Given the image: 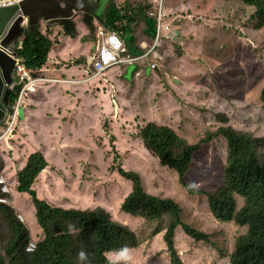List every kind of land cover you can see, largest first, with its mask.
<instances>
[{
    "label": "rangeland",
    "instance_id": "rangeland-1",
    "mask_svg": "<svg viewBox=\"0 0 264 264\" xmlns=\"http://www.w3.org/2000/svg\"><path fill=\"white\" fill-rule=\"evenodd\" d=\"M212 1L177 0L178 4H183L181 11L190 9L189 12L202 15V19L190 21L201 23L198 35L186 45L181 61L166 56L162 64L156 60L157 66L153 69L156 76L150 77L147 86L143 85L144 80H135L125 93V109L107 114L99 107L96 92L100 89L90 86L84 94L77 92L76 103L72 98L75 90L58 96L50 91L47 94L37 91L35 97L40 113L26 120L28 128L20 129L16 119L8 129L11 118L8 112L0 124V136L9 130L0 140V155L4 161L0 169L4 177L7 175L5 178L14 179V173L24 166L22 161L25 162L30 153L38 151L49 170L44 168L40 172L43 176L40 183L33 186L39 198L67 208L99 204L115 220L132 229H140L145 220L120 209V202L131 190V182L115 169L120 165L124 170L136 172L148 192L173 198L181 209L182 220L210 233L217 248L232 243L234 233L229 230L230 224L213 218L207 197L189 193L179 183L177 174L160 165L136 136V126L144 118L169 125L186 136L188 142L196 143L204 134L205 126L212 128L218 125L217 113L225 114L229 123L238 130L254 136L264 135V105L261 101L252 100L255 92L260 93L264 76L256 79V89L251 80L254 74H250L246 67V60L264 54V26L254 28L249 19L252 10L240 12L236 0L219 2L221 13L214 16L211 4L214 6L215 1ZM195 8H200V11L196 12ZM244 13L247 24L242 23ZM229 15L231 19L228 20ZM166 47L165 44L155 50L163 52ZM174 61L179 62L176 65ZM162 77L168 84H159ZM103 78L104 74L100 79ZM115 88V84L102 88L104 93L110 94L111 101ZM13 106L15 104L11 108ZM202 106L209 109L203 111ZM58 108L61 109L60 115L59 112L55 114ZM58 121L60 124L57 125ZM110 134L114 136L112 143ZM112 146L119 153L115 160ZM261 152L264 154V148ZM226 154V142L221 137L201 143L186 173L188 183L209 191L218 188L222 183L221 169ZM14 201L21 209H17L11 200L10 206L15 208L16 214L27 218L31 230L39 234L29 196L14 192ZM174 237L185 264H216L224 260L218 249L209 243L188 238L181 227L175 229ZM116 253H110L114 264H170L163 252L160 234L151 240L145 238L139 248L128 250L127 260L120 259Z\"/></svg>",
    "mask_w": 264,
    "mask_h": 264
},
{
    "label": "trees",
    "instance_id": "trees-1",
    "mask_svg": "<svg viewBox=\"0 0 264 264\" xmlns=\"http://www.w3.org/2000/svg\"><path fill=\"white\" fill-rule=\"evenodd\" d=\"M106 1L109 2L106 16L104 19L99 18V21L123 37L133 32L125 38V53L130 57H137L150 49L154 40L155 21L148 16V11L153 3L150 0H139L133 8L127 9L117 6L114 0ZM214 1L215 5L211 4V10L214 16H219V2L224 3V0H213L212 3ZM236 1L240 12L252 10L249 19L254 28L264 26V0ZM175 3L178 4L177 0H165L167 10H182L179 6H174ZM222 10L225 11L224 7ZM129 11L136 16L131 28L129 23L132 17ZM243 17L242 23L247 24L245 13ZM167 36L160 39L156 47H162L161 40L169 39V35ZM52 43L49 37L42 33L40 25H29L19 37L15 54L25 68L30 69L31 77H35L38 71L49 68L45 64ZM157 52L161 54L160 51ZM164 59L163 56L155 61L159 60L162 64ZM138 62L142 60L138 59ZM138 66L136 60L132 69ZM246 67L250 69V74H254L251 80L258 89L256 79L264 76V54L246 60ZM135 72L132 73V78ZM141 80H144L143 85L147 86L150 78L143 76ZM162 80L159 84H168L165 77H162ZM131 82L133 86L135 81ZM9 88V101L12 105L17 100L21 83L14 80ZM259 92V95L256 92L253 94L252 100L261 101L264 105V84ZM35 95L31 97V106H38ZM201 109L207 111L209 108L202 106ZM215 119L218 125L212 128L205 126L204 134L196 143L188 142L186 136H182L169 125L144 118L136 126V136L160 165L177 174L179 183L189 193H200L207 197L213 218L230 224L229 230L234 233L232 243L217 248L210 233L182 220L181 209L173 198L148 192L136 172L124 170L120 165L115 168L116 171L131 182V190L120 202V209L132 216L143 218L145 223L140 229H132L115 220L109 211L99 204L85 208H67L53 204L48 199H41L33 186L40 183L39 174L47 167V163L36 151L28 155L24 166L14 173V179H5L9 188L7 195L19 210L21 209L14 201V192L25 193L31 199L40 233L36 234L30 229L27 218L22 223L15 208L0 203V264H114L110 253L119 252L122 248L137 249L145 238L151 240L158 234L169 263L185 264L174 237L177 227H181L183 234L188 238L209 243L218 249L224 260L216 264H264V154L261 152L264 148V135L254 136L238 130L222 113H217ZM103 127L107 132L106 126ZM216 137L225 140L227 154L221 169L222 183L215 190L209 191L189 184L186 173L201 143ZM110 140L111 143L114 141L113 134H110ZM111 150L115 160L119 153L113 146ZM3 164V156L0 155V166ZM50 169L55 170L52 167ZM31 238L35 241V249L28 252L25 248ZM81 250L88 254L85 261L78 259Z\"/></svg>",
    "mask_w": 264,
    "mask_h": 264
},
{
    "label": "crops",
    "instance_id": "crops-1",
    "mask_svg": "<svg viewBox=\"0 0 264 264\" xmlns=\"http://www.w3.org/2000/svg\"><path fill=\"white\" fill-rule=\"evenodd\" d=\"M114 1L117 6L127 7V9H129V8H133L139 0H114ZM108 5H109L108 1L99 0L98 3L99 15H100L99 18L101 17H103V19L105 18L108 10ZM182 5L183 4L175 3L174 6H179V9H181L183 7ZM194 10L196 12H199L200 8H195ZM129 13L132 17V20L129 23V27L131 28L136 21V16L130 11ZM79 18L80 15H77L74 18L77 29L76 34H69L63 32L62 27L59 25L49 26L46 25L44 22H40L39 24H36V25H40L42 33L47 35L49 39L53 42L47 54V61L45 64L49 68L38 71L37 78H39L40 76H44L56 80L55 81L36 80L27 87L26 93L21 98V103L17 109V116H18L17 120L20 129H23L28 126L26 120L29 121V118H32V115L36 116L40 113V110H38L40 106L33 105L34 108L30 107L32 105L31 97L37 91H41L42 93H46V94L48 93V91H50L51 93H55V95L58 96L63 92L67 93L68 90H75V95L72 96V98H74L76 103L79 97L77 96V92L79 91L81 94H84L85 91L89 89L90 86H93V88L96 90L100 89L96 92L99 99V104H100L99 107L101 108V110H104V112H106L107 114H111L113 113V111L118 112L119 110L125 109L123 101L127 99L125 93L128 92V90L132 87L131 81L139 80L143 76H147L149 78L152 76H156V73L153 71V69H150L149 72L146 71V67H148L147 61L141 59L142 62H138L137 60V64L139 66L135 69H132V67L135 65L136 61L131 64H116L108 68L103 73L104 74L103 80H101L100 78L90 79L89 72L92 70L91 62L92 59L95 57L96 49L99 44V37L97 35V31L101 27L107 30L109 29L106 28L99 21V18H94L93 20L94 33L90 35L88 33V28L84 24L80 23ZM200 27H201L200 22L195 23V22L186 21L183 27H179L177 30L174 31L176 33L175 34L176 37L174 38L169 37V39L165 41L161 40V42L163 43V44L161 43V46H164L166 44L167 47L165 50H163V52H161V54L157 52L159 50L157 51L155 50L154 55H156V58H162L163 56H166L170 59L172 57H175L178 58L179 61H181L186 51V45L188 44L189 41H193L196 38ZM208 28L209 27H207V29ZM131 34H133V32L125 34V37L122 36V38L124 39V44H125V38ZM175 46L177 47L175 48ZM74 60L75 61L80 60V61L75 63ZM179 61H174V63L177 65ZM135 70L139 71L140 73L139 75L134 74V77L132 78L131 75L133 72H135ZM142 71L144 72L143 75L141 74ZM171 76L174 79L177 78L175 75H171ZM107 84L110 85L115 84L116 87L115 92L113 94L114 99L112 101L110 100V94H106L102 90V88ZM9 92H10V88H9ZM99 95L101 96L100 98ZM103 98H105L106 102H103L104 101ZM129 106H131V102L129 103ZM55 111H56L55 114L58 115L59 108L58 110ZM43 113L46 114L45 111ZM120 116L122 115L120 114ZM5 117L6 115L3 118H1L0 121L4 120ZM59 121L57 125L60 124ZM25 162L22 161V164L23 163L25 164ZM47 168L48 167H46L45 169ZM39 176L40 179L43 178V176H41L40 174Z\"/></svg>",
    "mask_w": 264,
    "mask_h": 264
},
{
    "label": "water",
    "instance_id": "water-1",
    "mask_svg": "<svg viewBox=\"0 0 264 264\" xmlns=\"http://www.w3.org/2000/svg\"><path fill=\"white\" fill-rule=\"evenodd\" d=\"M98 3L99 0H22L11 6L0 7V119L12 107L8 86L14 81L16 44L26 28L44 22L49 26L59 25L66 33L76 34L74 18L80 15V23L92 35L93 20L100 17ZM175 34L169 33V37L174 38Z\"/></svg>",
    "mask_w": 264,
    "mask_h": 264
},
{
    "label": "built area",
    "instance_id": "built-area-1",
    "mask_svg": "<svg viewBox=\"0 0 264 264\" xmlns=\"http://www.w3.org/2000/svg\"><path fill=\"white\" fill-rule=\"evenodd\" d=\"M22 0H0V7L11 6L15 3H19ZM153 5L148 11V16L152 17L155 21V32L153 43L146 52L137 56L130 57L125 53L124 39L115 30H107L103 27L99 28L97 35L99 37V44L96 49L95 57L92 59L91 66L92 70L89 72V78H102L103 73L113 65L116 64H131L138 59H144L147 61L149 69H154L157 66L155 61L156 55L154 51L156 46L160 43V39L169 35L175 31V29L182 27L184 21H193L202 19V15L194 14L189 10L184 11H169L166 8L165 0H150ZM23 23V22H22ZM15 65L13 71V77L17 83H21V89L18 93L17 100L15 101L14 108L9 110L11 113L10 123L8 129H10L15 120L18 119L17 107L21 103V98L25 95L27 87L36 80L42 81H55L49 77L38 76L31 77L30 69L25 68L22 64L21 59L15 54ZM153 59V60H151ZM139 71L135 72V75H139ZM102 76V77H101ZM13 104V105H14ZM9 130L0 136V140L4 135L8 134ZM3 170L0 169V203L11 205V198L8 197L9 188L6 183V179L3 175ZM20 221H24V218L17 214ZM26 251L31 252L35 249V241L32 239L28 241L26 245Z\"/></svg>",
    "mask_w": 264,
    "mask_h": 264
},
{
    "label": "clouds",
    "instance_id": "clouds-1",
    "mask_svg": "<svg viewBox=\"0 0 264 264\" xmlns=\"http://www.w3.org/2000/svg\"><path fill=\"white\" fill-rule=\"evenodd\" d=\"M15 80V79H14ZM16 81V80H15ZM13 105V104H12ZM11 105V106H12ZM11 108H9V110H10ZM22 222V221H21ZM25 222V218H24V221L22 222V223H24ZM33 240V239H32ZM34 241V240H33ZM116 255L120 258V259H123V260H127L128 259V249L127 248H122V249H120L119 250V252L118 253H116ZM87 257H88V254L85 252V251H83V250H81L79 253H78V259L80 260V261H85L86 259H87Z\"/></svg>",
    "mask_w": 264,
    "mask_h": 264
},
{
    "label": "flooded vegetation",
    "instance_id": "flooded-vegetation-1",
    "mask_svg": "<svg viewBox=\"0 0 264 264\" xmlns=\"http://www.w3.org/2000/svg\"><path fill=\"white\" fill-rule=\"evenodd\" d=\"M6 112H7V109H6ZM2 121H3V120H2ZM2 121H0V124H1Z\"/></svg>",
    "mask_w": 264,
    "mask_h": 264
}]
</instances>
